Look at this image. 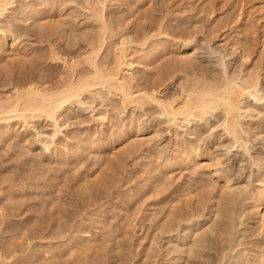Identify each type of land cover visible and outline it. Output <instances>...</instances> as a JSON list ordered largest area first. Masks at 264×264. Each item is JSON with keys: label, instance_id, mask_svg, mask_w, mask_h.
Here are the masks:
<instances>
[{"label": "rangeland", "instance_id": "374dc122", "mask_svg": "<svg viewBox=\"0 0 264 264\" xmlns=\"http://www.w3.org/2000/svg\"><path fill=\"white\" fill-rule=\"evenodd\" d=\"M114 1L107 15L119 28L114 41H133L135 88L166 80L168 95L191 76L221 79L224 68L233 76L250 67L264 87V0ZM88 9L85 0H15L0 24V94L62 80V59H82L99 36ZM187 37L195 40L189 48ZM182 57L191 64H182ZM89 100L64 114L65 128L53 146L22 123L0 136V252L1 241L14 237L21 242L9 249L17 247L14 262L37 250L55 255L52 264H73L70 249L90 239L96 246L88 250L95 257L90 264H264V205L241 197L245 189L264 186V130L251 138L249 152L260 159L254 163L223 131L220 111L177 128L151 105L120 102L116 111L109 98L95 107ZM105 111L108 117L97 120ZM249 112L244 127L257 126L253 133L264 124V111ZM36 124L52 132L50 121ZM204 178L214 183L213 194L203 196L209 188ZM220 196L224 207L217 206Z\"/></svg>", "mask_w": 264, "mask_h": 264}, {"label": "bare ground", "instance_id": "6f19581e", "mask_svg": "<svg viewBox=\"0 0 264 264\" xmlns=\"http://www.w3.org/2000/svg\"><path fill=\"white\" fill-rule=\"evenodd\" d=\"M85 1L89 5L88 11L89 10L92 11V14H91L93 16L92 18H95V20H97L99 23V27H100L99 36L97 37V39L90 41V43L88 44L89 48L86 51L84 50L85 52H84V55L81 57L82 59H78V57L76 58L75 56L71 57L70 59L61 58L66 74H65V77L62 80L60 79L59 82H56L55 85L45 86L43 84L30 83V84L25 85L24 87L16 88L15 92L8 96H2L0 94V123L3 124L4 126V131L3 130L0 131V136H3L4 133L11 132L12 128L14 127L16 123H22L23 128L25 130L35 131L37 137L40 138V140L42 139L44 143L47 145V147L53 146L57 143V138L59 134L63 133V129L65 127L63 126L62 119L64 117V114L70 110L72 105L76 103L83 105L88 101V100L85 101V98H89L91 99L89 101L90 102L92 101L91 104H93V106L95 107L99 104L98 102H100V104H103V105L107 104L106 100L109 98V100H111L112 102L111 108L115 110L116 108H119L118 106H116V103H120V102H121L120 104L122 105L124 104L126 107L130 106L132 108H139V109H143L147 107L148 105L154 106L158 110V113L161 116H163V118H165L170 123V125L172 126L174 125L177 128L182 126L183 123L189 124L195 119H204L208 115H213L215 112L220 111L222 113L220 115L222 116L220 118L221 120L220 119L219 120L221 121L220 123H222L223 129H224L223 131H225L226 134L229 136V138L232 139L233 141L232 143L234 144V146L237 147L238 149H242L248 152L254 163L257 161H260V159H258L257 156L255 155L253 156L249 152L251 149L249 145L251 142V138L258 136L257 134H259V132H262V130H264L263 129L264 124L262 125L259 123L260 125H262L261 126L262 128L258 127L260 129L259 130L257 129L258 131L256 132H254L255 131L254 130L252 133L251 132L252 126L251 128L249 127L250 129L249 128L246 129L244 127L245 121H243L244 118H246L245 117L246 111L254 112L258 110V112L260 113H263L264 111V87L262 84V77H261L260 72H253L254 70L248 71L249 69H251V67L249 69L247 68L248 70L246 68L245 69L241 68V70H239L238 73H235L233 76H230L227 74V71H225L226 68H224V74H223V77L222 76L220 77L221 79H219L218 77H217L218 79H211V77L207 78L205 77L207 75L204 76L203 74H202L203 76L201 74L195 75V76L192 74L194 76V78L191 76L193 79H191V77L188 75L190 77L189 80L185 79L187 78L185 77L184 78L185 81L180 82V85H177L179 86L178 89L176 87L177 91L172 94H168V95L163 94L164 86H165L163 83L166 80H164L163 83L160 82L164 78L160 79V81H158L160 83L157 82L158 84H156L155 87L153 88L151 87L152 85L150 84L151 86L150 85L149 86L152 89H149L146 86L135 88L134 82L137 78L139 79V77H137L136 75L137 74V72L135 71L136 64H135V60L132 57V54L135 53L136 50L132 51L133 53L130 51V49H133L132 48L133 41L131 43V40H129L130 38L128 39L126 38V36L120 37V40L114 41L115 38L113 37L116 34L115 30L118 27L116 28L115 27L116 25L115 26L113 25L112 20L114 19L111 20L110 19L111 17L109 18L110 15L109 16L107 15V9H108L107 7H108L109 0H85ZM112 1L114 0H110V2ZM241 1L245 2L246 0H241ZM14 2L15 0H0V24L3 22V19L6 17V13L10 10ZM211 8H213V6ZM108 14H111V13H108ZM241 33H239V35ZM238 40L241 41L243 39H238ZM184 41H185L184 46L186 48H189L191 46L192 41H195V40H194V37L193 38L191 37V39L190 38L188 39L187 37V40L185 39ZM240 41L237 43L241 44ZM12 44L14 46L16 43L14 44V41H13ZM144 44L146 46V43ZM144 44H141V46H143ZM239 44H236V45L240 46ZM248 46L247 47L244 46V47L247 49ZM110 47H111V51L113 52V56H111L112 59L110 57L109 58L110 60H109L107 58L109 56L108 53L110 52ZM245 48L243 49V51L245 50ZM142 49H140L141 52H142ZM238 51L240 52V49ZM246 51L247 50H245V54H246ZM144 53H147V52H144ZM184 54L186 55L189 53L185 52ZM247 54H251V53L248 52ZM55 57L56 59L58 58L60 59L61 56H58L57 54ZM241 57L246 58V56H243V55ZM137 60H136V63H138ZM180 60H182L184 65L185 63L187 64L190 62L189 60L185 59V57L184 58L182 57L181 59H179V61ZM144 63H139V65L144 67L143 66ZM141 73L142 71L140 72V74ZM145 75L148 76L147 73ZM200 75L201 77H196ZM146 76H144V78ZM142 78L143 76H141L140 79ZM109 96L116 97L117 100L115 99L116 101L113 102V100L110 99ZM120 104H117V105L120 106ZM145 110H147V108ZM252 112H249L248 114L252 115L251 114ZM107 117H108L107 111L101 113L100 115H96L97 120H105ZM40 119H45V120L50 121L53 127L51 133L44 132L43 130L38 128L36 123ZM132 127H131V130H132ZM254 127H257V126H254ZM124 136H126V133ZM193 146L195 147L194 144ZM228 178H226V180ZM214 179L216 180V178ZM206 181L208 180L205 179L204 183H206ZM229 181L230 180L228 179L226 183L228 184ZM209 183H211V186ZM209 183H208L209 185L206 183V185L209 188H205V189H208V191H205V189L203 188L204 189L203 196L206 195L205 192H208L210 194L213 191H215V189L213 188L214 183L212 182H209ZM245 190L247 191V189ZM248 190L249 192H246V191L243 192L245 194L241 193L242 194L241 197L243 198L242 199L243 201L246 200L247 198L248 199L251 198L259 206L264 205V186L260 188L255 187L253 189H248ZM240 191L242 192V190ZM225 193L221 195L224 196ZM200 194L202 195V193ZM223 196H220V198L217 197L216 199H220L218 200L220 202L221 197L223 198ZM212 197L213 196L211 195V199ZM228 197L229 195L227 197L225 196L224 198L228 199ZM235 197L237 198V196ZM209 198H210V195H209ZM198 199H201V198L198 197ZM222 202L223 201H221V203H219L217 206H220ZM223 204L221 206H223ZM259 206L257 207L256 205L257 208H259ZM259 213H260V210H259ZM260 214L263 218L261 220L263 221L264 220V210ZM169 221L171 222L170 219ZM170 222L166 221V226L171 227L172 224H170ZM201 236H204V235H201ZM0 238H3V237H0ZM13 239L9 241H4V240L1 241V244L3 245V249H4L3 252H0V261L2 262V264H29V263L31 264H52L51 261L55 255L53 256L52 254L51 255L48 254V256H44V255H41L39 252H37V250H35L36 252H31V254L29 252L28 260L20 258L17 262V258H16V262H14L15 259L11 260L10 256L11 258L18 256L16 253L17 247L12 248L11 251H9V249L12 246L19 245L21 242L19 241L20 243H16V242L14 243L13 241L15 240ZM95 247H96L95 241L88 239L86 242L81 243L78 247L71 248L69 257L74 260L72 263L73 264L94 263L93 260L95 261V257H92L91 255H89L88 250L93 249ZM22 250L23 249H21V251ZM63 256H65V254ZM89 257L91 259H88Z\"/></svg>", "mask_w": 264, "mask_h": 264}]
</instances>
